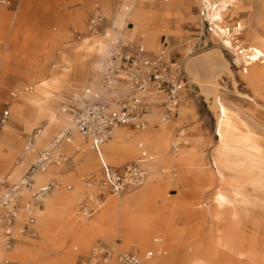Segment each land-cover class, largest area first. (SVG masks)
<instances>
[{"label": "rangeland", "instance_id": "374dc122", "mask_svg": "<svg viewBox=\"0 0 264 264\" xmlns=\"http://www.w3.org/2000/svg\"><path fill=\"white\" fill-rule=\"evenodd\" d=\"M137 1H140L147 15L145 19L148 20L144 23L151 25L146 33L147 45H144L143 36L138 34L136 40L131 41L132 37L125 34L117 47L111 49L102 66L105 68V63H108L114 52L119 56L152 57L157 55L160 48L165 49L166 61L180 63L184 71L185 86L179 98L176 116L166 122L175 126L178 114L187 121L179 128L169 130L168 155L173 157L175 153L171 149V143L180 131H184L189 141L184 147H189L192 138L199 140L200 160L195 161L194 166L187 171L175 175L164 171V164L159 165V172L151 183L156 196L149 203L147 213H144L151 216L157 226L144 246L130 244L127 230L121 227L120 219L112 224L103 223V230L99 231L94 222L102 213L104 200L93 187V179L81 176L68 179L66 171L53 176L49 182L54 183L56 187L52 191L57 192L61 200L57 201L55 216L50 221V243H42L38 230L31 228L36 224V218L32 214L33 223L27 224V219L23 222V233L19 238L12 230L15 238L13 247L7 249L3 237L0 244L3 254L0 264H86L92 251L98 253V249L109 254L106 264H119L118 257L129 252L139 256L141 264L148 259H144L146 252L150 253L149 258L156 264H264V59L255 68L261 74L263 82L251 81L245 77L241 73L242 64L235 61V52L239 49L264 50V0H234L222 12L221 27L232 31L235 26H241L239 33L231 32V40L236 46L234 51L223 46L217 38L213 32L214 26L207 16V7L200 0H167V4L166 0ZM123 2L124 0H18L13 7L4 9L5 19L0 20V132L5 127L20 130L23 126L24 117L13 116L10 112L14 96L30 99L28 87L39 81L49 80L50 71L59 64L62 56L71 55L77 47L103 37L105 31L119 32L114 20ZM1 8L3 7H0V12ZM18 11L22 12L21 16ZM162 19L168 23L165 32L159 27ZM127 27L131 28V25ZM137 49H143L144 53H137ZM208 58L210 64L214 65L210 68L207 65ZM92 60L97 62L98 59L94 56ZM185 65L196 73V80ZM117 78L111 85L105 80L90 78L94 86L90 92L94 94L88 99L84 98L85 93L76 100L64 92L54 93L46 104L60 124L72 125L70 110L79 108L86 102L108 98L111 100V96L106 97L103 93L121 91L122 94L116 95L112 100L114 104L125 97L140 95L130 91L126 73ZM203 89L210 93L206 94ZM216 95L254 132L248 136L243 150L260 155L263 159L260 164L241 163L238 170L245 174L225 175L222 179L218 177L211 160L212 152L217 146L216 117L212 108ZM142 96L149 103L146 114L157 108L162 117L163 109L157 105L164 101V97L152 90ZM6 111L8 116L5 119L3 114ZM154 119L161 118L156 116ZM146 122L144 130L148 129V117ZM36 126L24 134V142ZM155 129L160 132L158 127ZM116 130L127 133L144 131L130 127H118ZM60 131H50L45 142L53 141ZM77 136L83 139L81 135ZM141 139L139 137L138 140ZM84 140L90 144L86 138ZM42 151L47 150L37 148L33 157L22 164L16 173L18 178H22L29 167L36 163L37 156ZM50 156L51 163L55 160L63 164L64 170L71 169L75 158L73 154L66 155L64 159H53L51 154ZM138 159L140 154L123 162L121 166L111 168H121ZM146 177L147 175L139 187L126 191H138L145 184ZM10 187V179L1 180L0 197ZM32 189L33 185L28 190ZM126 191L120 196H124ZM217 192L224 193L227 201L222 204L216 202ZM66 202L70 207L67 211ZM19 208L17 203L15 213ZM3 211L0 207V215ZM23 227L27 230H23ZM82 227L88 230L87 237L80 232ZM30 231H33L34 236H29ZM0 232L3 233L1 225ZM8 256L10 258L7 259Z\"/></svg>", "mask_w": 264, "mask_h": 264}, {"label": "bare ground", "instance_id": "6f19581e", "mask_svg": "<svg viewBox=\"0 0 264 264\" xmlns=\"http://www.w3.org/2000/svg\"><path fill=\"white\" fill-rule=\"evenodd\" d=\"M200 1L207 7V16L211 25L214 26L213 32L217 38L223 46L234 51L236 46L231 40V32L239 33L241 31V26H235L232 31H229L226 27L220 26L222 12L227 5L234 0ZM4 9L5 7L1 8L0 20L5 19L6 12ZM21 11H18L20 16L22 15ZM119 11L118 16L114 20V25L119 29V32L105 31L106 33L103 37L95 38L90 44L77 47L71 55L62 56L59 64L50 71L49 80L39 81L34 84V86L28 87V89L30 88V99L23 96L16 97L14 94L12 95L15 99L11 100L10 112L13 116L24 117V122L20 130L5 127L0 132V181L4 178L10 179L12 188L15 190L17 196V203L20 205L18 212L15 213V222L12 224V230L17 238L23 233L22 224L26 221L29 214L26 206L30 203V214L32 213L36 218V224L31 226V228L38 230L42 243H50L52 237L50 221L55 216V209L58 205L56 203L61 199L55 191L46 193L36 203L31 200V196L34 191L43 187L53 176L66 171L68 179L77 176L93 179V187L96 188V191H99V195L103 196L102 213L94 222L99 231L103 230V223L112 224L120 219L121 227L127 230L130 244L133 245L136 243L137 245L144 246L151 238V232L157 226L155 220L144 213L150 208L148 207L150 205L149 203L156 196L155 188L151 186V183L152 180L155 179L157 172H159V165L164 164L165 167L163 170L168 171L169 174L175 175L178 172L187 171L189 167L194 166L195 161L200 160L199 140L197 138L190 139L189 147H181L173 157L168 155L169 130L174 127L179 128L187 119H181L179 117L180 114H178L175 126L169 125V123L164 121L161 117L160 110L155 108L152 113H148L149 115L146 114L142 116L145 121L146 117H148L149 124L147 130H144L146 125L142 129L144 131L130 133L116 130L117 128H115L106 138L105 142L102 144L103 146L101 145L102 147L99 149L100 158L107 166H121L120 164L123 162L133 159L140 154V159L138 160L143 164L147 175L145 184L138 191L133 193L126 191V194L122 197L120 194L111 195L102 183L101 162L97 153L91 148L90 144L88 145L86 143L84 137L82 139L77 136L79 133L71 124H60L56 116L47 106L46 101L50 95L54 93L63 94L64 92L65 95H70L73 100H76L80 95L85 93L86 97L84 98L88 99L94 94L90 92L94 87L90 82V78H99L109 83V74L106 69L107 62L105 63V68H103L102 63L107 59L111 49L117 47L116 45L118 42L123 40L125 34H129L132 37L131 41H135L136 36L139 34L144 37V45H147L146 33L150 24H147V22L144 23L148 19H145L147 15L140 1L124 0L121 10ZM167 17L169 16L167 15ZM127 25H131V28L127 27ZM159 27L165 32L168 29V23L162 19ZM169 28L171 29V27ZM235 53V61L242 64L241 73L245 77L250 78L251 81L256 80L263 82L260 76L261 74L259 75V73L255 71V68L257 64L264 59V50L257 48H249L248 50L239 49ZM94 56L97 57V62H93L92 58ZM207 65L209 68L214 66L210 64V58L207 59ZM185 67L190 71L189 74L196 80V73L192 72L186 65ZM124 74L125 72L122 71L121 74L117 76L120 78V76ZM203 90L206 94L210 93L207 89ZM118 94H122L121 91L116 93H103L106 97H112ZM1 96L2 93L0 91V97ZM41 99L44 101H40ZM212 108L216 117L215 136L217 137V146L212 152L211 160L218 177L222 179L225 175L234 176L236 173H242L238 170L241 163H262L263 159L260 155L256 156L251 152L243 150L244 143L248 136L253 135L254 132L238 119L220 96H215ZM156 116H159L161 119H154ZM35 125H37L35 128L39 130L38 134L33 138L32 142H24V134L29 132ZM156 127L160 129V132L156 131ZM54 129L61 130L57 135L59 140L56 141L54 139L46 143V133ZM67 132H70L71 137L63 139V136ZM180 133H184V131H180L179 134ZM139 137L142 139L138 140ZM82 141L85 142L82 143ZM187 142L189 144L188 140ZM39 147H43L45 150L49 151L53 159L58 157L64 159L66 155L72 154L75 149H79L81 157L78 160H73L72 167L68 170L67 168L64 170L62 168L63 164L61 165L54 160V162L50 163L44 170L36 171L34 173L33 189L28 190L19 186L21 178H18L16 173L23 163L33 157L34 152ZM143 154H145L144 157H142ZM242 174L245 173L243 172ZM215 200L219 204H222L227 201V197L224 193L217 192ZM69 208L66 202L65 210L67 211ZM166 229L167 228H165V230ZM80 232L84 237H87L88 230L86 231V227L80 228ZM108 236L110 237V235ZM2 240L3 236L0 232V244ZM145 255L149 254L146 252ZM2 256L3 254L0 251V259ZM8 258H10V256H8L7 259ZM161 263L162 262H158V264ZM142 264L156 263L148 258L144 260Z\"/></svg>", "mask_w": 264, "mask_h": 264}, {"label": "built area", "instance_id": "2783aa9c", "mask_svg": "<svg viewBox=\"0 0 264 264\" xmlns=\"http://www.w3.org/2000/svg\"><path fill=\"white\" fill-rule=\"evenodd\" d=\"M18 0H0V7L11 8ZM165 49L160 48L156 56L146 57L140 55L139 58L132 55L119 56L113 53L107 63V72L109 74V84L118 80L117 75L124 71L128 77L129 88L131 92H137L140 95H133L117 100L115 104L112 100L102 99L94 102H86L79 108L72 110L71 119L73 128L91 145V148L100 158L99 149L105 142L110 133L118 127H130L135 130H142L146 121L142 118L149 110V103L145 102L142 96L149 90L154 91L164 97V101L158 103L162 107V118L168 121L179 107L180 93L185 86V76L182 65L171 60H165ZM4 118L8 112H4ZM37 128L33 129L27 142H32L38 134ZM70 132L65 133L63 139L69 138ZM55 140H59L55 138ZM188 142L184 133H178V136L172 141L171 149L174 153L187 146ZM145 154L142 155L144 157ZM102 183L108 189L111 195H119L128 189L139 187L145 178L146 172L141 165V161L130 162L121 168H111L107 166L100 158ZM51 163L49 151H42L37 156L35 164L31 165L19 182L20 187L30 189L34 183L33 174L38 170H44ZM56 186L54 183H47L37 189L31 198L36 203L46 193L52 191ZM0 207L3 212L0 215V225L3 229L4 242L7 249L15 244V238L12 236V224L15 219L17 208V196L15 190L10 187L0 197ZM28 218L27 224H32L34 217L30 214V203L27 204ZM23 230H27L23 227ZM29 236H34L30 231ZM93 250L86 264H106L109 254L103 249ZM150 254V253H149ZM147 255L144 259L149 258ZM142 259L135 253H123L118 257L119 264H141Z\"/></svg>", "mask_w": 264, "mask_h": 264}, {"label": "crops", "instance_id": "0c3cea01", "mask_svg": "<svg viewBox=\"0 0 264 264\" xmlns=\"http://www.w3.org/2000/svg\"><path fill=\"white\" fill-rule=\"evenodd\" d=\"M137 53H139V54H142V53H144V50L143 49H137ZM224 68V67H223ZM181 93H182V91H181ZM181 93H180V95H181ZM76 109V108H75ZM70 112H72V110H70ZM176 113H177V111H176ZM176 113L168 120V121H170L171 119H173L175 116H176ZM71 116V115H70ZM48 134L49 133H46V135H45V137L46 138H48ZM103 146V145H102ZM101 146V147H102ZM72 154L73 155H75V158H74V160H78V159H80V157H81V154L79 153V149H75L73 152H72ZM143 167V166H142ZM144 168V167H143ZM49 181H51V180H49ZM49 181H47L46 182V184L47 183H49Z\"/></svg>", "mask_w": 264, "mask_h": 264}]
</instances>
